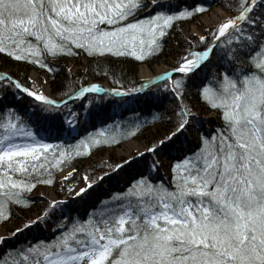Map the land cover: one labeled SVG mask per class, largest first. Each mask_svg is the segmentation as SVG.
Returning <instances> with one entry per match:
<instances>
[{
  "label": "snow or ice",
  "instance_id": "1",
  "mask_svg": "<svg viewBox=\"0 0 264 264\" xmlns=\"http://www.w3.org/2000/svg\"><path fill=\"white\" fill-rule=\"evenodd\" d=\"M210 8L206 0H0V53L50 72L48 58L60 55L146 61L161 51L175 22ZM222 8L215 22L185 36L188 46L172 66L139 83L105 68L116 86L89 82L53 98L8 71L0 74V220L12 217L13 205L29 206L27 193L37 185L54 190L36 213L0 234V245L17 240L5 264H264V0H228ZM194 78L196 101L222 121L210 135L200 131V110L189 98ZM90 93L97 100L151 97L153 109L161 107L163 93L172 103L166 116L152 111L153 122L165 127L136 153L142 164L129 156L109 165L115 171L133 162L141 173L80 216L78 209L69 211L72 198L86 196L107 174L85 172L82 186L65 187L76 170L61 173L58 185L57 169L93 143L112 142L100 134L129 131L113 125L119 131L77 133L65 145L59 137L72 138L80 119L70 102ZM25 96L32 103L21 111L17 102ZM139 124L137 117L131 133ZM173 151L178 157L165 164L162 157ZM164 168L167 181L157 178ZM49 225L50 239H18Z\"/></svg>",
  "mask_w": 264,
  "mask_h": 264
},
{
  "label": "trees",
  "instance_id": "2",
  "mask_svg": "<svg viewBox=\"0 0 264 264\" xmlns=\"http://www.w3.org/2000/svg\"><path fill=\"white\" fill-rule=\"evenodd\" d=\"M184 2L192 4L194 0H184ZM206 2L211 5V8L218 7L225 11V9L222 8V5L227 3L228 0H206ZM199 17L200 15H196L194 18L175 22L171 31L164 38L161 51L146 61H140L137 58L130 56L117 57L113 54H106L103 57L88 56L84 53H80L79 55H60L48 58L51 60L55 68L54 72H50L42 66L29 62H18L15 58H12L7 54L0 53V72L1 70L6 69L10 72V74L23 80L30 86V80L27 79L28 72L29 70H34L39 76H45L47 78L49 92L53 98H63L65 92H68L69 95H71L70 90L72 88L79 87L81 84L94 80L104 81L109 87L116 86L113 83L112 76H106L104 74L105 68H111L116 73L123 75L126 81L139 83L140 79L137 76L138 65L142 63L163 61L166 57H170L175 60V58L182 53L183 49L188 46L184 39L185 36L192 33L188 30V26L192 23H196ZM80 56H83L86 59V65L83 69L77 68V70L73 72L69 68V64H78ZM200 75H203V70L200 74H198V77ZM204 82L210 83L207 79H205ZM197 84L198 78H194L193 81L189 82V98L193 100L196 108L200 110V116L203 121L200 131L210 135L212 132L216 131V129L222 124V121L219 119L218 112L211 106L196 101L195 94L197 92ZM160 95L161 107L155 109L152 107L151 97H145L143 95L131 96L126 99H121L119 97H106L104 99L97 100L96 94L90 93L87 95L86 100L84 98H77L70 102L71 109L80 113V119L77 128L71 134L72 138H69L67 134L59 137L65 145H72L74 143V139L84 137L88 133H92L93 136H96L98 135L97 129H106L109 132L119 131V129H113V125H119L120 128L129 129L128 133L124 135H109L105 137L103 134H100L102 141L110 140L112 142L107 144L102 142L100 145L93 143L90 151L74 155L70 158V162L68 164H66L63 168L57 169V174L68 167H72L76 170L75 172H72V174L69 175L68 180L64 182L65 187L70 183H77L82 186V177L85 172H89L93 176L101 172L107 174L102 181H98L97 185L92 186L91 191H88L86 196L81 194V198L73 199L74 203L69 205V211L72 215H76L77 213L73 210L78 209L79 215L84 216L85 212L91 205L97 204L98 199H103L108 194L125 189L128 183L141 173V168L137 166V163L142 164V160L140 157H137L136 154L132 157L135 161H137V163L128 162L127 166L115 171H110L109 165H114L121 159L127 158L126 156L115 155L114 153L115 148L123 141L134 139L142 141L146 145L154 136L164 130L165 125H163L159 119L155 122L151 119L152 111L161 112L166 116L168 114L166 110L172 103V97L163 93ZM8 99L13 100V97L9 96ZM89 101H91V104L88 103ZM31 103L32 101L25 96L18 100L17 106L21 111H24L25 109H29ZM81 104L85 105V107L82 108ZM137 117L140 121V124L137 125L139 130L133 134L130 131V126L134 124ZM77 133L79 134V137H77ZM52 134L55 135V133ZM47 135L49 134L44 131L40 132L41 137H45ZM188 139L191 141L195 140L194 131L190 130ZM177 147L179 148L183 146L177 144ZM108 149L110 150L106 151ZM104 153H107L106 158H95L98 155H103ZM178 155L179 153L173 151L169 155H164L162 160L165 164H167L171 159L177 158ZM143 159H149L148 155L145 154ZM157 178L167 181L169 176L167 173L160 171V173L157 174ZM46 188L51 187L39 184L31 192L27 193V196L31 200V204L29 206L13 205L12 217L6 221L0 220V227L11 230L13 227L19 226L21 217L26 218L42 208L44 205V198L46 196L41 194ZM53 231V227L49 225L40 232H23L19 235L18 239H23L25 237L28 239H32L34 237L38 239H50ZM16 243V239H9L6 240L4 244L0 245V264H5L9 258V248Z\"/></svg>",
  "mask_w": 264,
  "mask_h": 264
},
{
  "label": "rangeland",
  "instance_id": "3",
  "mask_svg": "<svg viewBox=\"0 0 264 264\" xmlns=\"http://www.w3.org/2000/svg\"><path fill=\"white\" fill-rule=\"evenodd\" d=\"M221 11H224V10H222L218 7L211 8L209 11L200 15V17L198 18L196 23L190 24L188 26V30L192 33H195V32L200 31L202 28H206L209 23L215 22V20L217 19L216 14L218 12H221ZM173 62H174V59H171L170 57H166L163 61L161 60L159 62L139 64L137 67V76L139 79L141 77H143L141 74L143 71H147L150 74V76L158 74L161 72L160 69H162L163 71L168 69L170 66H172ZM85 65H86V59L83 56H80L78 64H72L71 63V64H69V68L73 72H75L77 70V68L83 69L85 67ZM5 71H8V70H6V69L1 70V72H2L1 74H3V72H5ZM28 77H32V80H30V86H32L33 84H36V85L42 87L46 94L50 95L49 85L47 82L48 80L45 76H39L36 71L29 70ZM93 82H100V83H102L103 86L106 84L104 81L94 80ZM145 146L146 145L142 141H138V140H134V139H128V140L120 143L115 148L114 153H115V155H123V156L129 157V156H133L138 151L142 152L143 148ZM109 150L110 149H108L106 151H109ZM106 156H107V153H104L103 155H101V156L98 155L95 158L96 159H102V158L104 159V158H106ZM71 169H73V168L72 167L65 168L57 174L58 185L60 183V181H59L60 174L61 173L69 174ZM161 172L167 173L168 172L167 168L161 169ZM71 174H72V172H71ZM42 194H44L46 197H48L50 194H54V190L52 188H46L42 191ZM4 230H5L4 228L0 227V234H3Z\"/></svg>",
  "mask_w": 264,
  "mask_h": 264
},
{
  "label": "bare ground",
  "instance_id": "4",
  "mask_svg": "<svg viewBox=\"0 0 264 264\" xmlns=\"http://www.w3.org/2000/svg\"><path fill=\"white\" fill-rule=\"evenodd\" d=\"M160 71L162 72L163 70L160 69ZM141 74H142V76H150V74L147 71H143Z\"/></svg>",
  "mask_w": 264,
  "mask_h": 264
}]
</instances>
